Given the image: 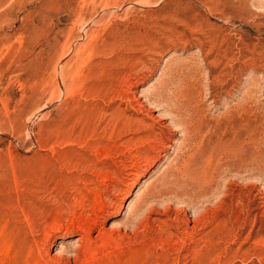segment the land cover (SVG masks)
<instances>
[{
    "label": "rangeland",
    "instance_id": "1",
    "mask_svg": "<svg viewBox=\"0 0 264 264\" xmlns=\"http://www.w3.org/2000/svg\"><path fill=\"white\" fill-rule=\"evenodd\" d=\"M47 262L264 264V0H0V264Z\"/></svg>",
    "mask_w": 264,
    "mask_h": 264
},
{
    "label": "clouds",
    "instance_id": "2",
    "mask_svg": "<svg viewBox=\"0 0 264 264\" xmlns=\"http://www.w3.org/2000/svg\"><path fill=\"white\" fill-rule=\"evenodd\" d=\"M78 241L71 242V246L61 245L57 250V255L75 256L78 253Z\"/></svg>",
    "mask_w": 264,
    "mask_h": 264
},
{
    "label": "bare ground",
    "instance_id": "3",
    "mask_svg": "<svg viewBox=\"0 0 264 264\" xmlns=\"http://www.w3.org/2000/svg\"><path fill=\"white\" fill-rule=\"evenodd\" d=\"M197 89V88H196ZM220 190V189H219ZM210 193V192H209ZM223 197V196H222ZM206 198V197H205ZM225 198V197H224ZM132 209V208H131ZM131 211V210H130ZM47 239V238H46ZM84 239V238H83ZM45 241V240H44ZM46 241H48V240H46ZM83 240H81V239H78V243H80V242H82ZM62 242V241H61ZM45 244V243H44ZM41 245V244H40ZM62 245V243H60V246ZM81 246V245H80ZM37 247V246H36ZM41 250V249H40ZM38 251H39V249H38ZM37 252V251H36ZM35 252V253H36ZM41 251H39V253H40ZM36 255H38V253L36 254ZM40 256H41V254H39ZM77 255V254H76ZM75 255V256H76ZM61 256V255H60ZM42 257V256H41ZM74 257V256H73ZM79 257V256H78ZM35 258V257H34ZM44 257H42V259H43ZM61 258V257H60ZM75 258V257H74ZM76 258H77V256H76ZM46 259V258H45ZM35 260H36V258H35ZM77 260V259H76ZM47 261V260H46ZM46 261H44V262H46ZM47 264H50L49 262H47Z\"/></svg>",
    "mask_w": 264,
    "mask_h": 264
}]
</instances>
